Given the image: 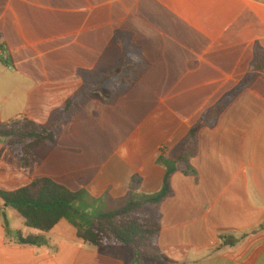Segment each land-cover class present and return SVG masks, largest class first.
Masks as SVG:
<instances>
[{
	"label": "crops",
	"instance_id": "0c3cea01",
	"mask_svg": "<svg viewBox=\"0 0 264 264\" xmlns=\"http://www.w3.org/2000/svg\"><path fill=\"white\" fill-rule=\"evenodd\" d=\"M140 64L116 98H92L116 81L105 70ZM248 78L200 130L195 174L173 176L150 256L90 245L68 219L39 232L0 198V264H264V0H0V122L58 134L28 166L0 138L2 192L49 178L107 211L138 176L137 192L155 194L159 159Z\"/></svg>",
	"mask_w": 264,
	"mask_h": 264
},
{
	"label": "trees",
	"instance_id": "16d2710c",
	"mask_svg": "<svg viewBox=\"0 0 264 264\" xmlns=\"http://www.w3.org/2000/svg\"><path fill=\"white\" fill-rule=\"evenodd\" d=\"M133 60L130 64H134ZM145 68L143 64L135 71L129 65L116 66L103 72L105 80L116 79L108 88L91 93L92 98L108 102L116 98L124 86L136 83V77ZM127 72L132 74L125 75ZM245 82L233 93L227 95L216 106L209 109L203 118L190 129L185 144L178 153L159 159L165 167L166 175L161 190L152 195L137 192L142 179L132 178L130 195L117 203L116 208L99 211L102 200L93 198L86 190L72 192L49 178L34 179L25 187L16 191L2 192L0 198L6 206L15 209L24 219L27 227L39 232L51 231L62 219H68L78 230L80 239L93 246L133 247L139 258L150 256L158 247L161 233V214L158 210L167 198L174 194L172 178L181 173L185 176L195 174L190 160L198 152V134L200 130L215 121L228 106L229 100L240 92L249 82ZM72 99L63 108V114L69 112ZM0 138L8 140L11 153L22 160L25 166L35 160V150L43 146H56V130L47 128L28 118L10 123L0 122ZM18 242L25 245H37L40 236L23 238L17 234Z\"/></svg>",
	"mask_w": 264,
	"mask_h": 264
},
{
	"label": "rangeland",
	"instance_id": "374dc122",
	"mask_svg": "<svg viewBox=\"0 0 264 264\" xmlns=\"http://www.w3.org/2000/svg\"><path fill=\"white\" fill-rule=\"evenodd\" d=\"M179 150H180V147H179L176 151H174L173 153H171L170 155H168V156H166V157H170V156H172V155L178 153ZM110 210H111V209H110Z\"/></svg>",
	"mask_w": 264,
	"mask_h": 264
}]
</instances>
